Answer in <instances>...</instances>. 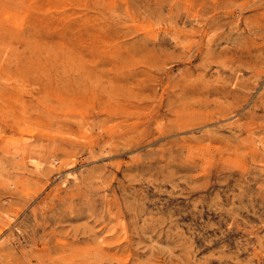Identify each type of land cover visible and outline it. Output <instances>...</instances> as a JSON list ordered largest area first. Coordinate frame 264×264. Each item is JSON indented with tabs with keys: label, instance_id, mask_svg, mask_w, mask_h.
<instances>
[{
	"label": "rangeland",
	"instance_id": "374dc122",
	"mask_svg": "<svg viewBox=\"0 0 264 264\" xmlns=\"http://www.w3.org/2000/svg\"><path fill=\"white\" fill-rule=\"evenodd\" d=\"M0 264H264V0H0Z\"/></svg>",
	"mask_w": 264,
	"mask_h": 264
}]
</instances>
